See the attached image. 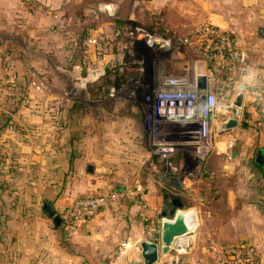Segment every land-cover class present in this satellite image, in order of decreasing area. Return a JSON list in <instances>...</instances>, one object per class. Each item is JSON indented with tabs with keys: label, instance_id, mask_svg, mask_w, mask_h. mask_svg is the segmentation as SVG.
<instances>
[{
	"label": "crops",
	"instance_id": "0c3cea01",
	"mask_svg": "<svg viewBox=\"0 0 264 264\" xmlns=\"http://www.w3.org/2000/svg\"><path fill=\"white\" fill-rule=\"evenodd\" d=\"M87 1L97 4L93 9L99 12L101 2L112 1L121 16L139 14V9L133 6L136 0L123 3L122 0H32L29 4L0 0V68H4L0 69V115H22L21 120L0 124L1 137L4 145H17L12 154L19 155L25 164L20 173H15L22 175L23 182L15 186L13 203L0 195V264H73L75 259L79 264H102L106 260V248L111 245L119 249L118 256L107 264H116L114 260L130 256L137 264H145L140 251L142 240L157 243V259L152 264H159L161 257L166 260V254L160 251V232L156 228L163 216L161 212L170 206L171 196H178L183 203L175 211L192 208L194 213H188L187 220L195 219L193 229L174 240L171 250L180 258L177 264H217L207 251L208 237L223 243L247 241L264 261V165L261 162L264 161V119L249 98H244L238 125L222 134L225 145L216 146L206 156L200 178L190 179L192 183L187 188L194 193L189 194L170 182L173 177L174 182H179L181 175L168 172L157 156L148 152L137 106H130L131 117L120 120L116 119L119 115L113 120L81 123L69 119L66 127L55 128L58 131L51 135L45 133L48 124L41 119L45 106L20 105L18 94L8 89L11 77L21 84L25 79L19 73L22 57L17 47L36 54L32 55L35 59L48 58L51 65L53 60L71 63L75 58L81 59L84 49L80 55H77L80 50L79 53L76 50L77 54L74 50L80 48L78 37L84 28L79 25L88 23L84 21L89 17L86 14L89 8L82 4L83 8L79 7L82 15L72 10L73 6H79L77 2ZM161 1L168 4L172 0ZM212 14L218 13L212 12L207 20L211 21ZM258 27L264 25L248 32L250 36L260 37L256 43L241 42L235 37L248 60V72L239 78L238 84L246 83L252 74L264 79V33L258 34ZM100 29H105L104 23H97L94 32ZM85 44L88 56H92L94 41L88 39ZM42 82L39 76H33L27 94L38 99L44 89H40ZM41 140L43 143L38 144ZM42 144L45 149L49 147V155L42 152ZM6 157L10 159L2 155L3 160ZM100 162L112 163L113 167L107 169ZM30 171H33L31 175ZM137 187L144 191V206L139 204ZM111 189L119 191L117 199L82 218L69 235L59 225L61 219L55 224L43 210V202L47 201L59 216L60 208L75 196ZM199 195L205 196V204H198ZM58 257L71 262L59 263Z\"/></svg>",
	"mask_w": 264,
	"mask_h": 264
},
{
	"label": "built area",
	"instance_id": "2783aa9c",
	"mask_svg": "<svg viewBox=\"0 0 264 264\" xmlns=\"http://www.w3.org/2000/svg\"><path fill=\"white\" fill-rule=\"evenodd\" d=\"M21 1L27 4L32 2ZM105 5L106 11L112 14V7ZM136 31L138 36L133 38L134 44L139 42L148 51L170 55H167L166 60H151V67L148 68L150 86L140 94L138 102L144 130L143 143L168 172L198 179L204 173L206 156L222 140V134L231 130L220 131L218 124L226 120V108L238 91L243 93V101L244 98L250 99L264 119V79L252 74L244 82L243 88L238 87L239 78L248 72L247 54L231 32L210 20L195 25L185 34L167 26L160 29L157 26L147 29L137 27ZM169 59L176 66L174 72H167L164 68ZM121 60V53L113 52L112 55L93 57L80 66H72L66 73L70 84L68 92L75 97L88 83L102 76L108 66L121 63ZM134 61L137 74L134 81H137L145 70L144 62L140 56ZM199 76L203 77V87L198 86ZM118 195V190L111 189L104 193H85L72 198L58 212L65 232L72 234L82 218L95 214L108 202L115 201ZM137 196L139 204L144 206V191L140 187H137ZM197 202L205 204V196L199 195ZM188 209L192 208L180 211ZM194 220L186 232L193 229ZM156 229L160 232L161 224ZM176 237H172L166 250H162L160 239L163 255L173 248ZM206 248L217 264H264L255 246L247 241L223 243L208 237ZM173 255V261H176L178 256Z\"/></svg>",
	"mask_w": 264,
	"mask_h": 264
},
{
	"label": "rangeland",
	"instance_id": "374dc122",
	"mask_svg": "<svg viewBox=\"0 0 264 264\" xmlns=\"http://www.w3.org/2000/svg\"><path fill=\"white\" fill-rule=\"evenodd\" d=\"M123 1L124 0H122L121 3H123ZM136 2L135 5H133L135 6V10L139 9V14H136V17L119 15L117 8L112 1L99 2L100 4L98 6L101 10L100 12L93 9L97 4H92L88 1L77 2L79 6H73L72 13L76 11V13L82 15V10L79 7L83 8V4L89 8L87 10L88 13H86L89 17H85L84 21L85 23L88 21V23L85 25L84 23L79 25L84 28V33L80 34L78 37L79 40H81L77 43L80 48L76 49L75 47L74 51L77 54L80 50V53L77 55H80L83 49L84 52L81 59L77 60V58H75L76 60H74V62L68 63L53 60V68V65H51L48 58L35 59L32 55L36 54L31 52L28 53V49L26 48L25 53L22 51L21 46L17 47L21 52L22 57V68L19 70V73L21 72L22 75L24 74L25 79L21 84L18 81L15 82L13 80L15 79L14 76L11 77L12 79L9 82L10 87L8 89L13 93L18 94L20 105L30 104V106H34L41 103L45 106L42 113L43 117L41 118L48 124L45 133L51 135L55 134V132L58 131V127L62 128L67 126V121H69V119L81 123L85 120H113L115 115H119V118H116L119 120L124 116L125 118H129L131 117L129 116L130 106H137L140 115L141 111L138 101L140 99V94L147 91L148 86H150L148 68L151 67V60L153 58L166 60L170 55L167 54V56L166 54L157 51H148L146 48H143L139 42H135L134 44L133 38L138 36L136 31L137 27L147 29L150 26H157L160 29L167 26L176 30L178 33L185 34L190 31L195 23L206 22L208 19L207 16L212 12H216L221 16L223 15L224 20L228 21L227 25L224 23L221 24L220 27L231 32L234 37L237 36L236 38L241 42L253 41L256 43L260 40V37H258V35L250 36L248 32L253 31L256 26L264 25V0H172L171 2H168L170 10L167 9L168 4L166 1L136 0ZM105 4H109L112 7V14H109L106 11V7H103ZM129 9L132 8L130 7ZM97 23H104L105 29H100L94 32ZM77 28L80 29L76 26V29ZM249 37H252V40H250L251 38ZM82 39H84L83 44ZM88 39L94 41L95 45L94 52H91L92 56H88V51H86L87 45L85 42ZM68 49L72 50L70 47ZM69 50L66 51L68 54ZM76 50L78 51L76 52ZM113 52L121 53V63H115L112 66H108L102 76L94 82L88 83L84 90L78 91L80 93L78 95L75 94L76 96L73 97V95L68 92L70 84L66 76V73H69L72 66H80L84 62L90 61L93 57H98L102 54L107 56L112 55ZM139 56L143 59L145 70L143 74L140 75V78H138L137 81H134V78L137 77L134 69V60ZM8 64L9 63H7V65ZM6 68L7 67H5V69ZM164 68L167 72H174L177 70L176 66L172 64L171 59H169V62H165ZM0 69L4 68L1 67ZM33 76H39L43 81V85L40 89H44L38 99L33 96L31 97V95H28L26 92L29 90L27 85L30 83ZM51 76L53 78L52 81H50ZM4 78L6 77L4 76ZM1 103L2 99H0V105ZM66 106H68L67 110L65 108ZM49 107H52V109L49 110ZM88 109L90 110L89 112L87 111ZM20 117H22V115ZM20 117H15L14 114L10 115L9 113L1 114L0 124L21 120ZM125 118L124 120L127 121ZM1 133L0 125V184H4L2 186L0 185V195L4 196L6 202L13 203L16 192L15 186H19V181H22V178H20L22 175L15 173H20L25 164L20 160L19 155L14 156L15 153L12 154L13 147L17 145H4ZM223 139L224 138H222V140ZM225 142L226 141L224 140L223 143L216 145L217 147L222 148L225 145ZM37 143L41 144L43 142L41 140ZM41 147H43L42 152L49 155V147L45 149L44 144H42ZM7 151L8 154H6ZM55 153L56 152H54L52 156L55 157ZM2 155L10 156V159L6 157V159L3 160ZM30 164L33 165L32 162H30ZM100 164L107 169H112L113 167V164L109 162H100ZM32 172L33 171H30V175ZM46 173H49L48 168L46 169ZM16 176L17 178H15ZM75 247L76 246L74 245L73 248ZM118 251L119 249L116 245H111L106 248V260H104L102 264H107L108 260L118 256ZM169 253H173L172 250ZM169 253L166 254V260H170L174 257V255L172 256ZM127 254L131 253L129 252ZM162 259H164V257H161L159 264H166L168 262L166 260L163 261ZM133 260V257L130 256L122 258L121 260H114V263L137 264V261ZM179 260L180 258L177 257V260L173 261V264L179 262ZM58 261L59 263H62V261L68 263L71 262L66 257H58L57 262ZM73 264L79 263H77V260L75 259Z\"/></svg>",
	"mask_w": 264,
	"mask_h": 264
},
{
	"label": "water",
	"instance_id": "95a60500",
	"mask_svg": "<svg viewBox=\"0 0 264 264\" xmlns=\"http://www.w3.org/2000/svg\"><path fill=\"white\" fill-rule=\"evenodd\" d=\"M211 22L214 24H224L225 20L222 19L220 14H212L211 15ZM256 32L258 34L264 33L263 27H258L256 29ZM198 86L203 87L204 80L202 76H199L197 78ZM238 87L243 88L244 83L240 82L238 84ZM242 102H243V93L241 91H238L232 98L230 104L227 106L228 116L224 122H220L218 124V130H229L235 128L239 123V116L242 108ZM261 161V160H260ZM264 165V161H261ZM175 178L173 177L170 181L171 183H174L178 185L180 188L183 189V191L193 194L194 190L189 188L188 190V184L192 183L190 179L186 178L185 176H181L178 178L179 182H174ZM187 184V185H186ZM186 185V186H185ZM170 206L168 209L162 211V217L161 219V231H160V239L163 243L162 250H166L169 242L171 241L173 236L183 234L186 232L190 225L189 222L186 224V221L184 220V213L182 211L177 210L175 211V208H180L183 206V203L181 199L178 196H171L170 197ZM43 210L52 218L54 223H58L60 221V217L54 214V211L48 206L47 201L43 202ZM173 217V220H170V218ZM141 247V256L143 258V262L145 264H152L157 259V243L149 240H142L140 242Z\"/></svg>",
	"mask_w": 264,
	"mask_h": 264
},
{
	"label": "bare ground",
	"instance_id": "6f19581e",
	"mask_svg": "<svg viewBox=\"0 0 264 264\" xmlns=\"http://www.w3.org/2000/svg\"><path fill=\"white\" fill-rule=\"evenodd\" d=\"M103 6H106V5H103ZM222 143V140H219L217 142V145L221 144ZM189 211V212H188ZM191 212H194L193 209H188V210H183V213H184V220L186 221V224H188V220H187V215L188 213H191ZM189 224H191V222H189ZM191 226V225H190ZM181 234L179 235H176V236H180ZM178 241V240H177ZM170 243V242H169ZM178 243V242H177ZM187 244V243H186ZM181 245V244H180ZM180 248V247H179ZM175 259V257H172L169 262L167 264H173V260Z\"/></svg>",
	"mask_w": 264,
	"mask_h": 264
},
{
	"label": "trees",
	"instance_id": "16d2710c",
	"mask_svg": "<svg viewBox=\"0 0 264 264\" xmlns=\"http://www.w3.org/2000/svg\"><path fill=\"white\" fill-rule=\"evenodd\" d=\"M137 58H138V57H137ZM137 58H135V59H137ZM59 225H60L61 228L64 230V226H63L62 222H59Z\"/></svg>",
	"mask_w": 264,
	"mask_h": 264
}]
</instances>
